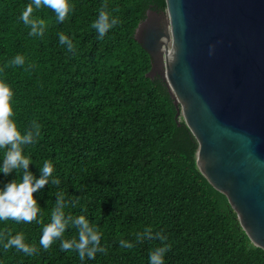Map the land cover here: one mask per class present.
Returning <instances> with one entry per match:
<instances>
[{"label": "trees", "instance_id": "obj_1", "mask_svg": "<svg viewBox=\"0 0 264 264\" xmlns=\"http://www.w3.org/2000/svg\"><path fill=\"white\" fill-rule=\"evenodd\" d=\"M30 2L0 0V79L12 87L20 130L32 120L41 125L25 153L37 165L52 160L60 179L34 193L38 215L47 223L56 192H64L76 201L66 212L97 225L107 251L81 261L59 240L43 249L36 221H0V264H148L161 242L136 240L146 226L167 237L165 264H264V249L250 242L226 196L199 171L197 142L176 115L166 82L146 76L150 55L133 33L146 9L162 10L165 0H69L62 23L51 9H34L33 18L44 21L42 36L29 35L18 18ZM102 5L119 22L98 39L91 24ZM59 32L74 52L59 43ZM17 55L24 64L12 63ZM12 175H0V183ZM9 231L24 233L37 252L5 249ZM75 234L69 228L65 238ZM120 239L135 246L122 248Z\"/></svg>", "mask_w": 264, "mask_h": 264}, {"label": "water", "instance_id": "obj_2", "mask_svg": "<svg viewBox=\"0 0 264 264\" xmlns=\"http://www.w3.org/2000/svg\"><path fill=\"white\" fill-rule=\"evenodd\" d=\"M133 34L197 142L199 171L264 249V0H165Z\"/></svg>", "mask_w": 264, "mask_h": 264}, {"label": "clouds", "instance_id": "obj_3", "mask_svg": "<svg viewBox=\"0 0 264 264\" xmlns=\"http://www.w3.org/2000/svg\"><path fill=\"white\" fill-rule=\"evenodd\" d=\"M41 8L51 9L55 13L56 21L62 23L68 17L72 5L69 0H31L30 3L25 4L18 18L28 26L29 35L44 34V21L33 18L34 9ZM105 8L106 5L101 6L91 24L98 39H102L119 22L118 18L111 15ZM57 35L60 44L65 45L69 51H75L74 44L68 35L63 32ZM12 63L22 65L24 57L17 55ZM12 100L11 85L6 80L0 79V175L6 177L13 174L11 179L0 183V221H14L17 224L36 221L41 225L39 244L43 249L47 250L54 241L59 240L62 251H75L81 261L95 259L98 252L107 251L102 244V233L86 215H72L66 212L69 206L75 207V200L66 199L64 192L57 191L54 206L49 213V221L43 223L38 215L41 213V206L34 193H39L45 185H59L60 179L53 175L55 169L52 160L44 158L42 164L37 165L33 162L31 155L25 153L27 145L36 143L40 136L41 125L32 120L30 126L21 131L13 118L15 113ZM30 164L37 166L38 175L30 169ZM69 228H75L76 234L65 238ZM135 236L137 241L159 240L160 245L149 251L148 264H165V255L170 245L161 231L153 232L151 226H146ZM119 245L122 248L132 249L135 243L120 239ZM3 247L14 248L26 255H33L38 250L35 245L26 242L22 232L15 234L7 232Z\"/></svg>", "mask_w": 264, "mask_h": 264}]
</instances>
